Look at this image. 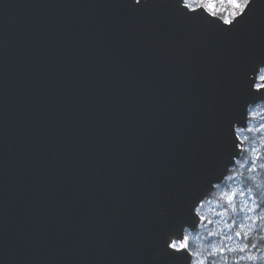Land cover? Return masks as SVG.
Returning <instances> with one entry per match:
<instances>
[{"label":"water","instance_id":"water-1","mask_svg":"<svg viewBox=\"0 0 264 264\" xmlns=\"http://www.w3.org/2000/svg\"><path fill=\"white\" fill-rule=\"evenodd\" d=\"M0 0V264H155L264 100V0ZM178 264H185L183 257Z\"/></svg>","mask_w":264,"mask_h":264},{"label":"rangeland","instance_id":"rangeland-1","mask_svg":"<svg viewBox=\"0 0 264 264\" xmlns=\"http://www.w3.org/2000/svg\"><path fill=\"white\" fill-rule=\"evenodd\" d=\"M238 136L244 144L243 154L234 171L216 189L221 199L207 198L199 208L202 217L199 228L196 232L186 233L190 251L209 261L208 254L218 248L244 245L245 239L235 236L237 231L264 227V220L258 219L264 216V168L261 167L264 165V101L250 108L247 128L239 129ZM250 254L259 255L260 252L252 249ZM236 255L243 254L229 253L225 249L223 256L217 253L215 264H223L224 256L231 261Z\"/></svg>","mask_w":264,"mask_h":264},{"label":"snow or ice","instance_id":"snow-or-ice-1","mask_svg":"<svg viewBox=\"0 0 264 264\" xmlns=\"http://www.w3.org/2000/svg\"><path fill=\"white\" fill-rule=\"evenodd\" d=\"M135 4L140 5L141 0H135ZM176 7L181 11L186 10L185 14L190 12L196 15L198 10L201 13H207L222 25H228L226 31H230L237 24L243 22L245 17L251 16L254 11L253 0H176ZM252 71L257 74L264 73V62L256 64ZM260 79L264 80V75H260ZM261 167L264 168V165ZM257 207H261V205H257ZM258 219L264 220V216L258 217ZM253 231L254 229L251 227L247 231H237L235 236L243 237L247 243L236 248H226L225 246L216 249V251L208 254L211 261L208 258L202 259L197 252L190 251L188 237L184 236L182 231L179 234L170 233L165 239L163 247L155 255V264H178L182 257L185 264H215L217 253L223 256L225 249L229 253L243 255H236L231 261L224 256L223 264H242V262L245 264H264V252L260 251L261 247H264V236H260L258 242H253L250 235ZM250 249H255L260 254H250Z\"/></svg>","mask_w":264,"mask_h":264},{"label":"trees","instance_id":"trees-1","mask_svg":"<svg viewBox=\"0 0 264 264\" xmlns=\"http://www.w3.org/2000/svg\"><path fill=\"white\" fill-rule=\"evenodd\" d=\"M234 170H232L231 172H233ZM257 171H260V170H257ZM251 175H254V174H250L249 176ZM209 198H219L221 199V196L220 194L215 190L213 192H211V194L209 195ZM251 235V238H252V241L253 242H258L259 241V237L260 236H264V227L263 228H259L257 230H255ZM245 243H247V241L245 240ZM244 243V244H245ZM252 249L249 250V252L251 251ZM261 250H264V247H261ZM260 250V251H261ZM247 254V253H246Z\"/></svg>","mask_w":264,"mask_h":264}]
</instances>
